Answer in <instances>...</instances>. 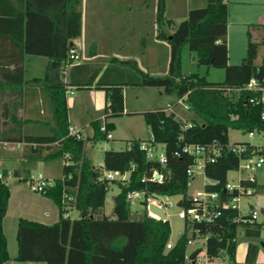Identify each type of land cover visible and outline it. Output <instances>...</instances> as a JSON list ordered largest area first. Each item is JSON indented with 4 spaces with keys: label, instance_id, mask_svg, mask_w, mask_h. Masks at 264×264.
Segmentation results:
<instances>
[{
    "label": "trees",
    "instance_id": "trees-1",
    "mask_svg": "<svg viewBox=\"0 0 264 264\" xmlns=\"http://www.w3.org/2000/svg\"><path fill=\"white\" fill-rule=\"evenodd\" d=\"M81 0H0V90L18 93L25 83V54L48 57V68L42 77L51 104L53 123L47 134H23L21 126L29 120H20L10 115L15 127L13 134L5 129L0 139L24 140L30 143L32 152L48 150L43 159L68 156V163L62 165V175L53 179V184L41 193L51 197L58 206V219L52 223L19 217L17 221V254L21 261H43L45 264H195L186 257L187 239L191 234L206 236L205 253L210 259L227 255L228 260L219 264H264L257 261L259 244H247L244 262L235 259L237 227L242 225L247 236H259L262 222L242 223L234 221L238 209H221L213 222L184 221V230L166 247L170 239L171 226L167 218H155L143 213L138 218L129 216L130 200L126 194L132 189L145 190L149 195H179L178 208L190 203L187 166L192 155L182 151L185 143H206L229 140L230 128L247 132L264 130L261 118V104H253L248 97L253 94L242 87L249 77L258 75L257 67L264 72V57L254 63L257 44L248 38L246 54L239 63H228L227 21L228 4L225 0H206L202 6L192 7L187 16L180 20L172 32L158 28L156 36L166 39L170 45L168 73L153 75L139 67L136 61L117 59L103 68L95 84L106 90L105 117L121 114L124 109L123 85L156 86L166 93L182 97L193 112L191 125L184 127V121L174 111L165 108L142 112L152 138L167 154L168 161L160 165L148 159L139 148L140 138L128 140L130 148H109L103 153V164L107 169L125 171L133 165L126 181L97 179L98 171L84 152V137L77 138L68 131V107L66 90L69 85L77 88L93 83L101 70H91L88 63L74 62L69 68V79L63 81L54 73L62 64L70 62L69 48L75 47L72 39L81 33ZM165 0H157L156 23L171 25L165 16ZM187 44L198 64L224 69L222 80L214 81L197 71H181V48ZM113 71V72H111ZM90 72V76L87 73ZM110 75L112 77H110ZM237 89V90H236ZM5 111L1 112L4 116ZM195 116L200 117L199 121ZM106 129L113 128L112 121L105 120ZM101 120L91 121L93 140L107 139L106 131L100 130ZM180 154L175 155L174 151ZM259 152L264 153V149ZM239 158L223 149L216 161L207 162L205 175L215 183H207L208 189L217 190L221 197L229 193L224 189L227 171L236 169ZM160 168L166 172L162 182L141 181L145 171ZM264 168V167H263ZM0 263L10 258L7 238L3 231V219L7 210L10 189L6 182L7 171H0ZM262 174L264 178V174ZM246 186L259 188L264 192V179H242ZM115 184L118 191L111 195L114 202L113 215L105 214L103 207L107 192ZM65 194L72 196L67 199ZM70 208L78 210V216L64 215ZM264 221V220H263ZM191 229L190 233L188 230ZM191 251L189 252V254Z\"/></svg>",
    "mask_w": 264,
    "mask_h": 264
},
{
    "label": "rangeland",
    "instance_id": "rangeland-1",
    "mask_svg": "<svg viewBox=\"0 0 264 264\" xmlns=\"http://www.w3.org/2000/svg\"><path fill=\"white\" fill-rule=\"evenodd\" d=\"M226 2L230 8V15L236 18V21L230 24L227 32L228 63L235 64L242 60L246 54L248 38H250L257 44L254 63L258 65L264 57V0H226ZM205 3L206 0H165V16L171 19V25L164 23L159 26L155 20L157 0H82L79 4V9L82 12V35L80 36L82 51L86 52L96 46L100 49V60H103L102 57L107 52L121 57L124 56L130 60L137 59L139 64L141 63L139 59H141L142 66L144 68L147 67L151 74L165 75L168 73L170 45L166 39H159L155 36L158 28L161 27L164 31L170 33L178 22L187 16L190 8L202 6ZM83 55L85 56L86 54L84 53ZM181 71L185 73L197 71L214 81L222 80L224 77L223 68L198 64L194 53L189 50L187 44H184L181 48ZM133 87V85H127L126 88L129 104L134 99L132 93H135L133 89L136 88ZM156 88L158 87L151 86V88L141 90L147 91L146 97L148 100L145 106L166 104L167 102L175 104L173 108L176 113L183 121H189L193 116V112L188 108L185 100L182 98L177 102L178 97L175 93L164 92L163 95L158 96ZM78 89L80 88L74 87V90ZM195 117L199 121L202 120L198 116ZM109 120L114 123L113 128L110 129L113 136L110 138L93 140L90 138L91 126H86L83 129V137L85 139L84 152L93 165L103 162L105 149H122L128 144V140L134 136H140L143 139H148L151 136L150 129L140 114L123 112L110 116ZM38 130L46 132L47 128H38ZM228 137L230 141L250 140L252 142H262L264 140L262 133L250 138L246 132L234 128L228 130ZM27 151H29L28 148H24L23 152ZM63 160V156L26 162L24 158H20L19 167L17 168L21 169L25 164L30 168L31 172H41L45 177L53 179L52 177L56 178L62 175ZM249 173L250 171L246 170L239 174L237 169H229L227 171V179L230 182L237 183L239 176H246ZM255 176L259 182L264 179L259 171H255ZM6 182L10 187L14 183L20 184L29 192H33V195L37 192L29 188L26 179L19 181L14 176H10L6 179ZM205 182H207V179L204 177L203 170H197L191 179L189 191L193 192L202 188ZM117 191L118 187L113 184L107 194L111 197ZM149 197L161 201L166 212L165 218L169 220L171 226L170 239L176 240L184 230V220L176 214L178 210L176 200L179 195L156 194ZM140 201L139 199L130 201V217L138 218L146 212L145 204ZM238 202L239 210L242 213H246L251 207L259 211L260 207L264 206L263 189L259 188L252 194H242ZM113 206L114 202L112 199L106 200L103 207L104 213L113 215ZM70 209V217H77L78 210ZM258 219H264V215L260 211ZM188 233H190V229ZM235 241L236 261L244 262L247 244L255 242L259 244L257 261L264 263V247L261 245V242H264V235L262 233L259 236H247L244 232V227L239 225ZM197 247H201L198 264H219L228 260L227 255L209 259L205 253V239L200 235L194 237V242L188 244L186 250L190 252Z\"/></svg>",
    "mask_w": 264,
    "mask_h": 264
},
{
    "label": "crops",
    "instance_id": "crops-1",
    "mask_svg": "<svg viewBox=\"0 0 264 264\" xmlns=\"http://www.w3.org/2000/svg\"><path fill=\"white\" fill-rule=\"evenodd\" d=\"M235 21L236 18L230 15V8L228 6L227 32L229 31L230 24L234 23ZM81 35L82 20L81 33L77 37L73 38L71 41V43L75 45V48L77 49V52L79 54V60L77 62L88 63L91 70H93V68L95 67H100L101 69L99 73L95 75L94 81L90 85L80 87V89L78 90H74L75 86L69 85L66 90L69 125H73L74 127L78 128L80 130L81 135L83 136V129L86 126H91L90 133L92 135V120L99 119L101 120V123H103L105 120L109 121V118H106L104 113V106L107 103L106 90L104 87L97 86L95 84L96 79L100 76L103 68L111 63V59L113 57L119 60L129 58H125L124 56L121 57L117 54L107 52L102 57L103 60H100V49L96 46L88 49L86 52H83L81 46L82 42H80ZM84 53L86 54L85 56L83 55ZM48 60V57L44 55L25 54V83L22 85L21 91L15 93L8 89L4 91L0 90V133L2 131H5V129L11 130L9 131V134L14 133L12 131V128L15 127V124L13 120H10V115H15V117L20 120H29L28 122L23 123L21 126V131L23 134L38 135L49 133V127L53 123V118L48 93L45 88L44 81L42 80V77L48 68ZM139 60L142 63L141 59ZM133 61H136L140 68L149 72L148 68H144L141 63L139 64L137 59H134ZM70 67L71 64H62L60 70L56 71L54 74L61 80L68 81ZM90 74V72L87 73L88 76H90ZM110 77L112 76L110 75ZM126 88L127 85L122 86L124 96L123 112L131 114H140L143 118L142 112L145 110L165 108L166 110L174 111L175 114L180 117L173 108L175 104L173 105L169 102H167L166 104L145 106V103L148 100L146 97L147 91L141 90H146V88H151V86H134L133 88H136L133 89V92L135 93H132L134 99H132L130 104L127 101ZM155 90L158 96L164 94L163 89L160 87L156 88ZM180 98L177 99V102ZM168 104L171 105L169 109L167 108ZM2 111H5L4 116L1 115ZM38 128H47V131L41 132L38 130ZM131 138L143 139L140 136H134ZM29 144L30 143H26L24 140L0 139V171L2 169H5L7 171V178H9L10 176H14L16 180L19 181L21 179H26L29 173H31L30 168L24 164V166L22 165L23 167L21 169H18V163H20L19 159L24 158L25 162L36 159L43 160L42 156L48 150L54 149L57 146V143L53 142L51 144L52 146L50 149L44 147L41 149L40 152H32ZM24 148H28L29 151L23 152ZM63 163L64 160L62 161V165ZM52 178L54 179L55 177ZM8 186L10 189V194L7 210L3 219V231L7 238V248L10 258L0 264H45V262L43 261H21L15 259V256L17 254V221L19 217H25L43 223H52L53 221H56L58 219V206L54 202V200L46 194L36 192L35 195H33V192H29L25 189L24 186H21L17 183H14L11 187L9 184Z\"/></svg>",
    "mask_w": 264,
    "mask_h": 264
},
{
    "label": "built area",
    "instance_id": "built-area-1",
    "mask_svg": "<svg viewBox=\"0 0 264 264\" xmlns=\"http://www.w3.org/2000/svg\"><path fill=\"white\" fill-rule=\"evenodd\" d=\"M68 53L69 57L71 58L69 64H72L79 60V54L75 47H70ZM257 72L258 75H252L242 87H238L237 89H249L253 92V94L248 97V101L253 104L262 105L260 116L264 119V72H261L259 67H257ZM181 98L179 99V101L181 100ZM170 107L171 105H168L167 108L169 109ZM191 124V121L184 120L183 126L187 127ZM100 130L106 131L107 138L112 137L111 131L106 129V125L104 122L100 124ZM68 131L70 134L75 135L77 138L82 137L80 130L74 127L73 125H69ZM246 133L248 137L253 138L254 136L260 133L264 135V130L257 131L256 129H252L247 131ZM150 135L151 136L148 139L139 140V148L145 151L146 157L148 159L157 161L160 165H165L168 161L167 154L164 148L160 146L159 143L153 140L151 133ZM126 147L130 148V143H128ZM223 149L232 152L238 156L239 163L236 169L238 170L239 174L243 173L246 170L250 171V173L246 176H239L237 183L230 182L227 179L224 185V189L227 190L229 193L234 192V194L230 195L227 198L221 197L217 190L208 189L205 186L207 183L212 184L215 183L217 180L208 178L204 173V167L207 162L216 161L217 157L222 153ZM263 149L264 140L262 142H252L250 140H228L225 143H220L217 140H212L206 143H185L182 146V151L192 155V162L186 168V173L189 176V179L187 181L188 187L191 183V179L194 177V173L199 169L203 170L204 177L207 179V182L203 184L202 188L196 189L193 192L189 191L188 198L190 200V203L187 206H180L176 212L177 216L182 218L184 221H188L189 223H192L193 221L213 222L221 213V209L233 207L238 209V214L233 218L234 221L236 220L242 223L250 224H253L255 222H262L261 233L264 235V219H258L259 211L261 214L264 215L261 210L262 208H264V206H261L259 211L251 207L246 213H242L239 210L238 202L242 194L254 193L255 189L252 186L244 185L242 183V179H255V171L263 173L264 153L259 152ZM174 154L179 155L180 151L175 150ZM65 158V161L68 163V156H65ZM94 167L98 171L97 179L99 180L126 181L129 172L133 168V165H131V167L125 171H120L117 169H107L103 162H99L97 165H94ZM165 178L166 172L163 169L153 168L149 172L145 171L143 173L141 181L153 180L157 182H162ZM26 181L28 182L29 188L37 192H42L45 188L53 184V179L45 177L41 172L29 173V175L26 177ZM150 195L151 194L147 195L145 190L132 189L127 192L126 197L130 201L134 199L144 201L147 214L155 218H159L157 214L149 210L148 203L152 201L163 209L162 203L161 201H157L154 198H150ZM65 197L67 199L72 198V196L69 194H65ZM164 213L166 212L164 211ZM64 215L67 216L68 212H65ZM191 229L192 228H190V231ZM195 231L197 235H200V233L198 232V228H195ZM200 236H202L206 240V236ZM193 242L194 237H192L190 234L189 238L187 239V246L188 244H192ZM172 244L173 240L169 239L166 243V247H170ZM186 257L190 259L189 252H186ZM199 261V253H197L195 258L193 259V262L195 264H198L197 262Z\"/></svg>",
    "mask_w": 264,
    "mask_h": 264
},
{
    "label": "water",
    "instance_id": "water-1",
    "mask_svg": "<svg viewBox=\"0 0 264 264\" xmlns=\"http://www.w3.org/2000/svg\"><path fill=\"white\" fill-rule=\"evenodd\" d=\"M263 174H264V169H263ZM105 200H111V197L110 196H106ZM141 203L145 204L144 201H141ZM148 208L153 213L157 214L159 216V218H164V216H165L164 210L159 205H157L156 203L150 201L148 203ZM261 210L264 213V208H262ZM261 245L264 247V242H261ZM200 251H201V247L195 248L194 250L191 251V253L189 254V257L191 259H194L195 256L197 255V253H199Z\"/></svg>",
    "mask_w": 264,
    "mask_h": 264
}]
</instances>
